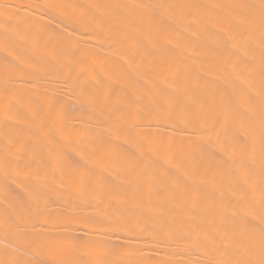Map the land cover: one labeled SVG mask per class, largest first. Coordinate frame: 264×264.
I'll use <instances>...</instances> for the list:
<instances>
[{"label": "bare ground", "instance_id": "bare-ground-1", "mask_svg": "<svg viewBox=\"0 0 264 264\" xmlns=\"http://www.w3.org/2000/svg\"><path fill=\"white\" fill-rule=\"evenodd\" d=\"M0 264H264V0H0Z\"/></svg>", "mask_w": 264, "mask_h": 264}]
</instances>
